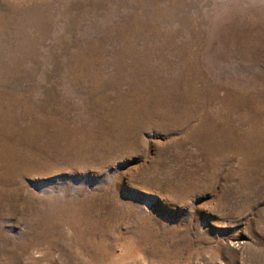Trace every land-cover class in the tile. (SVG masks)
<instances>
[{"label":"rangeland","instance_id":"1","mask_svg":"<svg viewBox=\"0 0 264 264\" xmlns=\"http://www.w3.org/2000/svg\"><path fill=\"white\" fill-rule=\"evenodd\" d=\"M0 264H264V0H0Z\"/></svg>","mask_w":264,"mask_h":264}]
</instances>
